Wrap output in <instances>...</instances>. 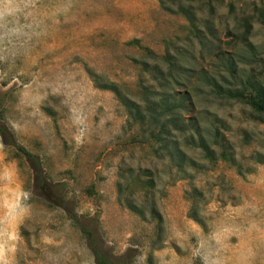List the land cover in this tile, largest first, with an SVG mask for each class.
<instances>
[{
	"label": "rangeland",
	"instance_id": "1",
	"mask_svg": "<svg viewBox=\"0 0 264 264\" xmlns=\"http://www.w3.org/2000/svg\"><path fill=\"white\" fill-rule=\"evenodd\" d=\"M148 50L226 77L215 55L234 53L264 86V0H0V264H98L82 229L130 264H264V114L195 73L158 85ZM186 89L182 121L216 156L173 131L194 161L180 169L129 112Z\"/></svg>",
	"mask_w": 264,
	"mask_h": 264
},
{
	"label": "trees",
	"instance_id": "2",
	"mask_svg": "<svg viewBox=\"0 0 264 264\" xmlns=\"http://www.w3.org/2000/svg\"><path fill=\"white\" fill-rule=\"evenodd\" d=\"M166 10H169L164 6ZM179 13H182L187 22L193 24V18L183 9H178ZM244 26L247 28L244 34V41L247 40V34L249 33L250 23L245 21ZM153 57L161 58L166 62V68L162 69L159 66H154V79L159 80L158 85L169 86L170 84L180 85L182 84L179 78L184 76V72H190L197 74L195 79L201 81L209 88V92L214 97H223L235 99L249 105L255 113L264 114V86L253 76H249L246 79L240 80L239 67L237 64V55L231 53L229 55L218 56L215 55L216 63H222L228 76L221 75L220 73L208 74L203 70H192L182 68L176 63L174 55L169 52L163 54H157L153 51H149ZM194 75V74H193ZM226 83V85L223 84ZM145 89V87H143ZM115 91V89H113ZM190 89L184 90L182 93H177L174 97L169 92H163L160 95V99L157 103L144 99V106H133L130 108L129 114L132 118L138 120L142 126L141 134L139 135L140 142L148 143L154 147L155 154L161 157H166L173 163L174 166L182 169L184 165H192L194 161L187 156L185 151L180 147V142L174 138L173 131H177L182 134L181 142L192 148H198L203 155L208 159H215V149L209 144L207 138L201 132L203 129L199 125L197 119L192 121H182L185 112L192 110V98ZM147 92V90H144ZM154 91H152L153 93ZM117 93V91H116ZM167 95L168 98H163ZM1 99V98H0ZM3 100H0V116ZM216 120L217 117H215ZM184 120V119H183ZM5 126L0 124V133L4 136L6 134ZM12 138V137H11ZM8 142L15 146L18 150L22 151L26 156L34 158V156L26 151L21 145H18L13 138ZM215 144L222 147L220 150V156L227 158L229 161L234 162L233 157H228V148L226 142L222 137L216 136ZM6 143V142H4ZM86 234L89 243L92 245L95 261L98 264H130L129 256L125 254L120 256L105 255L101 248H97L94 245V236L90 231L82 229Z\"/></svg>",
	"mask_w": 264,
	"mask_h": 264
}]
</instances>
